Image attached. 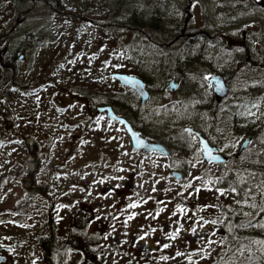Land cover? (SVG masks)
<instances>
[{"label": "rangeland", "instance_id": "obj_1", "mask_svg": "<svg viewBox=\"0 0 264 264\" xmlns=\"http://www.w3.org/2000/svg\"><path fill=\"white\" fill-rule=\"evenodd\" d=\"M119 2L0 1V9H3L4 4H9V9L1 20L10 16L14 19L20 7L25 10L19 17L22 22L20 31L23 34L24 30L31 29L34 34V48L27 60L29 67L60 69H54L49 74L27 71L18 76L17 82L27 83L28 87L25 88L30 87L31 92L23 90L20 93V88L14 87L12 76H8L10 82L4 84L0 77V110L13 118L17 128L21 125L18 121L20 108H16L17 105L22 102L31 105L27 101H36L37 88L43 87L49 81L54 86L48 87L47 96H43L40 106H49L48 97L55 88L58 104H72L68 117L72 132V123L79 124L80 119L88 118L79 110L82 103L78 97L72 96L78 92V84L85 82L88 90H91V93L87 91V95L97 91L102 94L100 97L95 94V101L109 96L113 90L117 92L118 100L122 98L129 103V108H133L131 111L135 109L141 112L139 117L142 120L145 117L144 112L149 110L165 112L163 129L168 131L174 128L178 136H185L184 128H179L180 125L187 121L186 118L191 117L194 108L208 99L204 84L196 82V78L188 74L181 78L178 73L171 75L180 78L183 85L189 83L186 87H191L192 92H183V87H180L177 93L167 94L160 99L159 94L166 92L165 82L161 84L154 76L151 82L153 99L143 105L139 99H125L122 94L124 86L110 74L113 71L135 73L134 62L126 51L137 40L135 31L121 30L120 27L126 9H130L131 14L136 10L147 22L153 17L158 21L161 33L155 34L160 35L168 56L174 60L181 51L187 49L186 41L190 36H193L191 41L194 43L197 34H202L207 55L214 57L212 61L207 59L208 65L212 62L213 66L220 69L230 68L252 75H260L262 72L264 76V8L261 5L264 0H124L122 4L125 6L121 10ZM2 14L0 10V16ZM144 29L148 30L146 26ZM150 36L157 39L153 34ZM37 40L40 41L39 44ZM195 59L198 64L205 62V59L199 57ZM175 64L170 66L173 68ZM23 66L24 61H21L20 67ZM171 67H168L171 72L176 73ZM174 80L179 82L178 79ZM56 86L62 87V91ZM104 93L108 95L105 96ZM4 95L8 111L1 107ZM261 108L264 126V105ZM17 109L18 116L14 112ZM176 109L178 110L174 111ZM73 111L76 112L75 115ZM177 113H180L184 121L176 124L173 119ZM83 125L84 123L79 124L75 132ZM25 127L29 126L25 124ZM75 143L76 146H72L70 163L83 164V172L91 173L88 172L82 177L78 172H72L71 183L65 187L68 197L61 200L64 203L55 204L54 210L58 218L54 221L59 226L57 233L60 244L66 243V230L80 201L84 202L85 207L90 205L95 208V220L87 225L83 236L103 241L100 240V244H87V252L84 248H61L63 259H57L56 264H214L213 260L222 253L217 242L218 230L215 229H219L218 223L222 224L220 217L224 209L221 207L226 205L223 200L227 201L222 199L219 190L209 189L201 184L203 178L200 174L196 176L191 166L187 180L174 179L170 175L168 158L156 153L144 155L134 150L126 132L113 119L98 120L97 124L86 126L85 136ZM17 147L18 142L14 140V136L4 133L0 120V244L13 248L8 264H46L37 237L47 232L45 219L50 204L45 200L41 203L36 196L29 195L23 199L20 196L18 183L15 178L13 180L14 169L19 165L18 159L22 156ZM171 155L170 159L190 161L195 158L190 150H174ZM5 156L10 160L8 171L4 167ZM53 160L57 164L55 156ZM49 164L50 159H47L45 165ZM50 172L53 176L47 178L46 184L51 185L53 199L59 200L61 195L57 193V189L61 182L56 177V172ZM131 172H135V175L129 181L126 177ZM221 172L222 170H217V173ZM236 174L244 177L241 170H236ZM7 175L8 182L5 184ZM76 180L84 183L86 188L74 182ZM107 182L128 194L101 193L100 189ZM255 187L260 186L256 183ZM230 196H235V201L241 197L234 192ZM197 206L200 208V229L196 232L197 224L194 220ZM206 215L212 217L211 221L204 218ZM102 220L109 223L101 226L98 223ZM213 221L215 229L210 226ZM207 228L210 230L209 235L202 240ZM78 236L81 237L82 234Z\"/></svg>", "mask_w": 264, "mask_h": 264}, {"label": "flooded vegetation", "instance_id": "obj_2", "mask_svg": "<svg viewBox=\"0 0 264 264\" xmlns=\"http://www.w3.org/2000/svg\"><path fill=\"white\" fill-rule=\"evenodd\" d=\"M0 1L1 3H7V0ZM261 5L264 8V2ZM8 9L9 4H4L3 9H0L3 13L0 18L7 13ZM22 11L25 10L20 7V11L15 14L14 19L11 16L7 19H0V77L4 84L10 82L8 76H12L13 82L15 81L14 87L20 88V93L23 90L31 91L30 87L25 88L28 87L27 83L20 84L17 82L18 76H22L27 71H34V74H37L38 71H40L39 74H49L50 71L56 69L29 67L27 60L34 48L32 44L34 34L31 29L24 30L23 34L20 31L22 22H20L19 17ZM39 43L40 41L37 40V44ZM21 61H24L23 67H20ZM56 70L59 71L60 69ZM216 73L223 76L227 92L218 100L210 84L206 86L209 92L208 99L201 102V105L196 109L194 108L191 117L186 118L187 121L185 122H189V125L187 123L183 125L182 123L179 127L184 128L185 136L180 134L178 136L174 128L168 131L164 130L163 119L166 113L150 110L144 112L145 123L141 132L149 140L160 142L170 150L169 154H161L168 158L171 170L177 169L182 172V175L185 176L183 181L187 180L191 166L194 169V174L196 176L200 174V177L203 178L201 184L206 185L209 189L213 188L219 191L223 189V191H220L221 197L227 199V201L223 200L226 205L221 207V209H224V213L220 217L222 224L218 223L219 229L214 228V221L210 225L213 229L218 230L217 242H219V249L222 252L219 258L213 260L214 264H264V257L262 256L264 243H261V241H264V227L256 226L261 219H264V126L262 125L263 112L261 108L264 105V82H262L264 76L262 72L260 75L256 73L252 75L247 74L246 71H235L230 68L213 72V74ZM173 78L178 79L180 82L177 76L170 77L164 83L166 92L159 94L160 99H163L167 94L177 93L179 82L176 84L175 89L168 90L167 82L169 83L170 79ZM144 82L147 85L149 96L143 105L150 103L154 94L152 81L144 80ZM51 85L54 86L53 83L50 84L49 81H46L43 87L37 88L36 101H27L31 102V105H25L27 103L23 102L21 105H17L16 108H20L18 121L21 125L19 128L14 123L13 118L8 116L9 114L6 115L3 110H0V120L4 133L14 136V140L18 142L17 149L22 155L18 159L19 165L14 169L15 175L12 173L13 180L15 178L18 183L20 196L22 199L29 195L36 196L41 203L45 200L50 204L45 219L47 232L37 237L46 264H56L57 259L62 260L61 248L73 247L71 244L72 237L78 234L83 235L86 232L87 225L89 226L95 220V208L90 205L85 207L84 202L80 201V205L74 210L71 222L66 230L64 239L66 243L60 244L57 233L59 226L54 221L58 217L54 207L56 202L64 203L61 200L65 199L66 196L68 197L65 187L71 183L72 172H78L82 177L87 175L88 172L91 173V171L83 172L81 169L83 164L72 165L70 163L72 146H76L75 141L78 140L79 142L80 138L85 136V127L91 123L97 124L98 120L102 119L111 120L107 115L96 112V107L99 104H109L117 112L116 104L118 101V94L113 90H111L109 96H106L108 93H104L106 97L95 101L93 96L98 94V97H100L102 94L97 91L95 94L87 95V91L91 93V90H88L85 82L79 83L78 92L73 93L72 96L78 97V100L82 103L79 110L88 118L87 120L84 118L79 120V124L84 123V125L77 132L75 131L79 124L77 122L72 123L74 130L71 132L72 125L68 117L71 113L72 104H58V95H56L55 88L48 97L49 106L44 105L43 108L40 106V103H43L41 99L43 96H47V89ZM59 89L62 91V87ZM157 89L161 90L160 88ZM178 101L179 99L176 102ZM2 103L3 106L1 107L7 110L5 95ZM14 112L18 116L19 110H14ZM23 113L30 114V116ZM73 113V115L76 114L75 111ZM35 115L36 117H33ZM128 120L132 123L130 117H128ZM173 120L176 124L184 121L180 113H177L176 118ZM118 123L124 128L121 122ZM25 124L29 127H25ZM132 125L136 127L133 123ZM187 129L191 131H187ZM201 138L211 147L212 154L217 159L213 160L205 157L201 148ZM244 141H246L245 145H243ZM174 150H190L195 158L190 161L170 159ZM101 152L102 150H100ZM151 152L160 153L158 151ZM54 156L57 158V164H54ZM4 159L5 171H8L10 160L8 156H5ZM47 159H50L51 164L49 166L45 165ZM219 169L222 170L221 173H217ZM236 170H241L244 177L237 175ZM50 171L56 172V177L61 182V186L59 183L57 189V193L61 195L59 200L53 199L50 191L51 185L46 184L47 178L53 176ZM7 178L8 175L4 180L5 184L8 182ZM74 182L84 186V183L78 180ZM256 183L260 186L259 188L255 187ZM106 184L111 185L108 182L104 185ZM84 187L86 188V186ZM232 192L241 196L238 201L234 200L235 196H230ZM112 193L122 195L125 194V190L111 185L105 191V194ZM241 201H247L248 203H241ZM252 204H255L256 207H252ZM195 214L194 223L197 224V232L200 229V208L198 206ZM248 216L250 218H247ZM204 218L211 221L212 217L206 215ZM108 223L109 221L102 220L98 224L104 226ZM209 232L210 230L207 228L201 239L205 240ZM9 248H11V251H9ZM12 249L11 246L0 244V259H2L0 264L10 262Z\"/></svg>", "mask_w": 264, "mask_h": 264}, {"label": "trees", "instance_id": "obj_3", "mask_svg": "<svg viewBox=\"0 0 264 264\" xmlns=\"http://www.w3.org/2000/svg\"><path fill=\"white\" fill-rule=\"evenodd\" d=\"M118 1H120L119 10H121V8L125 6L122 4L124 0ZM114 8L115 6L112 9L114 10ZM134 11L133 14L130 13V9L124 11L125 14L121 18L120 27H122L121 30L128 29L130 32L135 31L134 36L137 40L133 41L134 43L130 45V49H126V51L129 52L130 59L134 62L135 71H137L145 81H152L155 76L161 81V83H164L167 77L178 73L180 78L181 76L188 74L190 77L196 78V82L206 85V74L210 71H215L218 68L213 66L212 62L209 65L207 64V59L212 61L214 57L207 55V50L204 49L206 43L202 34L197 35L194 43L191 41V38H189V40L186 41L187 49L181 51L174 60L173 57L170 55L168 56L167 51L164 48V43L160 40V35L155 34V32L161 33L158 21L153 17L151 21L147 22L142 16L140 17L137 14L136 10ZM111 14L112 12H110V15ZM145 26L148 28L147 31L144 29ZM141 29L144 31H141ZM150 34L155 35L157 39L152 38ZM195 57L205 59V62L203 64H198ZM174 63L176 64L172 68L170 65H173ZM168 67H171L173 71L177 72H171ZM180 84L181 88L183 87V92H192L191 87H186L187 85H190L189 83H184V86L181 81ZM124 89L125 90L122 94L125 95V99L129 98L130 101H137L136 94H134L130 88L124 87ZM205 93L208 95L209 92L206 90ZM116 106L117 111L120 114L132 117V123L140 130H143L145 121L142 120L141 116L139 117L141 112H137L135 109L131 111L133 108H131V106L129 108V103L122 98H119ZM185 123L189 122H183V124ZM100 240L103 241L102 239L94 240L89 237H84L83 235L81 237L74 235L71 244L73 248H84L87 252V244H100Z\"/></svg>", "mask_w": 264, "mask_h": 264}, {"label": "water", "instance_id": "obj_4", "mask_svg": "<svg viewBox=\"0 0 264 264\" xmlns=\"http://www.w3.org/2000/svg\"><path fill=\"white\" fill-rule=\"evenodd\" d=\"M114 76L117 77L121 83L134 88L137 91V93L141 96V102L142 103L145 102V100L148 97V90L145 87L144 81L139 76L134 75V74H129L126 72H114ZM208 81H209L211 87L213 88L216 99L219 100L222 96H224L226 94L227 86L224 82V79L222 78V76L220 74L210 75L208 78ZM175 86H176V82H173V81H170L168 84V88L170 90H172ZM96 110H97V112L105 113L108 116H111L112 118L121 121L124 124L128 134L130 136L131 143H132V146L134 148L139 149L141 151H148V150H152V149H157V150L163 151L165 153H168V149L163 144L147 139L145 136L142 135V133L140 131L133 128V126L130 124V122H128V120L125 117L116 114V112L113 110V108L110 105H108V104L98 105ZM133 133H135V135H133ZM201 140H203V139L201 138ZM203 142L205 145H207L209 148H211L206 143L205 140H203ZM245 143H246V141H244L243 145H245ZM201 148L203 150V154L205 155L202 144H201ZM205 157L207 159H210L207 155H205ZM172 174L176 178H180V172L172 171ZM130 178H132V175H130ZM106 188H108V186H105L103 190H105Z\"/></svg>", "mask_w": 264, "mask_h": 264}, {"label": "snow or ice", "instance_id": "obj_5", "mask_svg": "<svg viewBox=\"0 0 264 264\" xmlns=\"http://www.w3.org/2000/svg\"><path fill=\"white\" fill-rule=\"evenodd\" d=\"M116 67H119V65H116ZM187 131H191L190 129H187ZM133 135H135V133H133ZM195 138V137H194ZM200 143L203 145V149H204V153L205 155H207L210 159H217V157L213 156L212 154V149L209 148L207 145L204 144L203 140L200 141ZM199 151V149H198ZM220 191H223V189H220ZM233 191H235V189H233ZM241 203H248L247 201H241ZM177 207H179V205H177ZM252 207H256L255 204H252ZM257 227H264V219H261L257 225ZM261 243H264V241H261ZM9 251H11V248H9ZM70 251V250H69Z\"/></svg>", "mask_w": 264, "mask_h": 264}, {"label": "bare ground", "instance_id": "obj_6", "mask_svg": "<svg viewBox=\"0 0 264 264\" xmlns=\"http://www.w3.org/2000/svg\"><path fill=\"white\" fill-rule=\"evenodd\" d=\"M240 10V9H239ZM251 239H252V237H251Z\"/></svg>", "mask_w": 264, "mask_h": 264}]
</instances>
